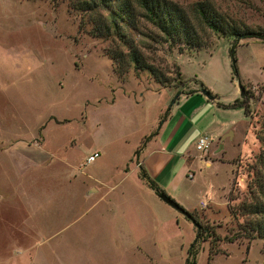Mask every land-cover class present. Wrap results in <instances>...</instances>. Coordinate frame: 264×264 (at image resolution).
<instances>
[{"label": "rangeland", "instance_id": "rangeland-1", "mask_svg": "<svg viewBox=\"0 0 264 264\" xmlns=\"http://www.w3.org/2000/svg\"><path fill=\"white\" fill-rule=\"evenodd\" d=\"M68 1L0 0V264H264V239L224 238L236 229L227 206L244 198L264 152V42L240 38L234 70L233 34L205 26L201 46L179 49L143 18L138 30L123 23L168 75L160 85L147 69L119 75L108 51L116 37L92 35L96 21ZM171 1H204L237 28L264 31V0ZM201 85L224 103L240 86L252 95L248 115L212 105L178 129L191 136L189 160L166 193L220 237L190 253L193 221L158 197L138 163ZM199 134L211 139L207 153L195 148Z\"/></svg>", "mask_w": 264, "mask_h": 264}, {"label": "trees", "instance_id": "trees-1", "mask_svg": "<svg viewBox=\"0 0 264 264\" xmlns=\"http://www.w3.org/2000/svg\"><path fill=\"white\" fill-rule=\"evenodd\" d=\"M68 2L71 8L79 9L87 16L91 15L92 23L96 21L89 30L92 35L110 37L111 40L115 36L117 43L125 48L116 45L114 49L108 50L114 70L119 75L127 71L130 66L136 72L147 69L160 85L169 84L168 75L143 55L135 41L123 30V23L138 30L137 17L143 18L161 31L164 40H168L172 45L178 44L179 49L183 47L182 42L188 48L201 46L203 42L197 32L205 26L222 35L233 34L230 55L234 70L235 46L240 38L253 37L264 42V31L248 27L237 28L218 14L212 5L204 1H195L190 6H184L171 0H69ZM82 18L84 19V16ZM175 68L174 85H183L186 79L181 77L179 67ZM202 88L205 89L203 85H201ZM251 95V91L245 88L240 97L227 103L217 102V105L223 108L242 107L244 113L248 115ZM256 137L261 144L264 143L263 131L262 135L257 133ZM256 159L257 167L252 170V177L246 182L244 198L235 205L228 204L227 206L230 219L235 222L236 226L234 232L224 236L227 241L240 240L242 237L246 238L248 242L255 237L264 239V152H260ZM138 166L141 174L147 179L149 186L154 189L156 194L166 193L148 176L141 163H138ZM189 214L196 230L195 238L189 249L190 253L199 239L210 238V242L214 245L220 237L213 234L209 225L201 223L195 214L191 212ZM240 217L242 218L241 222ZM187 263L188 260H186Z\"/></svg>", "mask_w": 264, "mask_h": 264}, {"label": "crops", "instance_id": "crops-1", "mask_svg": "<svg viewBox=\"0 0 264 264\" xmlns=\"http://www.w3.org/2000/svg\"><path fill=\"white\" fill-rule=\"evenodd\" d=\"M196 91L197 92L190 94V96H196V98H187V101L192 100L190 104L186 105L184 109L173 118L174 120L172 121V124L167 129L163 127L161 129V133L157 134L158 140L156 147L149 149L147 155L144 157L141 163L148 176L154 180V182H156L159 187L163 188L164 191L168 192L169 194H171L176 189V186L179 183V178L181 177V174L184 173L183 170L187 166L185 163H187V160H189L187 147L191 136L188 134L181 137V131L178 130L180 125L183 123V121L185 122L189 120V118L196 117L199 111L205 108L207 110L215 109L212 105L223 109V107L217 105V102L219 101H216L215 97L213 99L207 98L201 92V88L196 89ZM198 92L200 94H198ZM222 138L223 137L220 138V141ZM195 140L196 138H194V141ZM209 140L211 142L210 138ZM208 148L205 153L208 152ZM219 148H221V145ZM178 159L180 161L179 168L174 166L172 171L168 172L166 169L169 167L170 163L174 161L176 162Z\"/></svg>", "mask_w": 264, "mask_h": 264}, {"label": "water", "instance_id": "water-1", "mask_svg": "<svg viewBox=\"0 0 264 264\" xmlns=\"http://www.w3.org/2000/svg\"><path fill=\"white\" fill-rule=\"evenodd\" d=\"M240 95H242L244 93V88L243 86H240ZM201 92L209 99H213L214 96L207 90L202 88ZM158 197L163 200L164 202H166L167 204H169L170 206H172L173 208H175L176 210H178L179 212H181L182 214H184L185 216H187L188 218H190V214L187 210H185L179 203H177L173 198H171L167 193H158L157 194ZM191 219V218H190ZM193 221V219H191Z\"/></svg>", "mask_w": 264, "mask_h": 264}, {"label": "built area", "instance_id": "built-area-1", "mask_svg": "<svg viewBox=\"0 0 264 264\" xmlns=\"http://www.w3.org/2000/svg\"><path fill=\"white\" fill-rule=\"evenodd\" d=\"M209 144H210V140L209 138L207 137V135L205 134H200L197 138H196V141H195V148L201 152H205L207 150V148L209 147ZM98 156V152L97 151H93L91 152L90 154H88L86 156V161L87 162H91L93 161L96 157ZM189 177H191V174H188ZM200 204L202 206L205 205V202L204 201H200Z\"/></svg>", "mask_w": 264, "mask_h": 264}]
</instances>
